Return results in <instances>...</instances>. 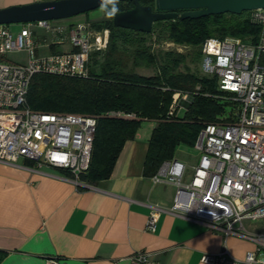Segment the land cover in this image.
<instances>
[{
    "label": "built area",
    "instance_id": "1",
    "mask_svg": "<svg viewBox=\"0 0 264 264\" xmlns=\"http://www.w3.org/2000/svg\"><path fill=\"white\" fill-rule=\"evenodd\" d=\"M251 12L260 25L255 41L211 36L201 45V71L215 76L218 89L227 94L223 97L236 103L234 120L208 122L199 130L193 144L199 157L188 180H184L185 163L176 158L164 160L152 175L154 183L171 182L176 189L171 204H150L147 230L156 229L161 212H170L256 244L241 258L227 248L203 253L200 261L205 264H264L258 257L264 251V228L253 231L245 225L264 226V8ZM37 28L46 34H38ZM108 36V28L96 30L84 21L73 26L59 19L28 21L16 32L9 24H0V161L22 157L48 164L68 171L79 183L90 163L96 117L33 110L26 104V95L37 72L87 76L90 52L105 50ZM65 42L70 49L35 52ZM19 51L27 52L25 62L6 59L9 52ZM178 96L174 95V102ZM128 259L131 264H162L144 250ZM45 264L63 262L48 257Z\"/></svg>",
    "mask_w": 264,
    "mask_h": 264
},
{
    "label": "crops",
    "instance_id": "2",
    "mask_svg": "<svg viewBox=\"0 0 264 264\" xmlns=\"http://www.w3.org/2000/svg\"><path fill=\"white\" fill-rule=\"evenodd\" d=\"M43 0H0V8ZM94 17L65 23L95 22ZM47 54L70 49L69 43L42 47ZM155 121L144 120L134 138L125 141L107 179L92 185L75 182L70 173L26 158L0 161V248L8 253L0 264H45L58 257L63 264H131L138 250L162 264H205L203 253L223 248L241 258L256 248L253 240L211 231L203 223L161 212L154 231L145 228L150 204H171L175 185L154 183L143 172ZM247 223L259 225L251 228ZM261 231V223L245 222Z\"/></svg>",
    "mask_w": 264,
    "mask_h": 264
},
{
    "label": "trees",
    "instance_id": "3",
    "mask_svg": "<svg viewBox=\"0 0 264 264\" xmlns=\"http://www.w3.org/2000/svg\"><path fill=\"white\" fill-rule=\"evenodd\" d=\"M132 6L131 1L118 3L119 11ZM90 26L108 28L109 36L105 50L90 52L87 76L37 72L26 95L33 110L96 117L90 163L80 176L83 182L96 185L110 176L125 141L134 138L144 120L155 121L144 161L147 176L173 158L178 145L192 146L205 123L234 120L236 103L223 97L227 94L218 89L216 77L192 70L188 61L200 65L202 42L211 36L255 41L260 25L251 11L157 20L150 32L115 26L108 17ZM162 44H174L176 49ZM183 94L191 99L187 106H179ZM7 253L0 248V263Z\"/></svg>",
    "mask_w": 264,
    "mask_h": 264
},
{
    "label": "water",
    "instance_id": "4",
    "mask_svg": "<svg viewBox=\"0 0 264 264\" xmlns=\"http://www.w3.org/2000/svg\"><path fill=\"white\" fill-rule=\"evenodd\" d=\"M131 1L133 6L112 17L115 26L150 32L157 20L198 18L209 14H240L264 8V0H153L152 4ZM102 6V0H43L0 8V24L64 19Z\"/></svg>",
    "mask_w": 264,
    "mask_h": 264
},
{
    "label": "rangeland",
    "instance_id": "5",
    "mask_svg": "<svg viewBox=\"0 0 264 264\" xmlns=\"http://www.w3.org/2000/svg\"><path fill=\"white\" fill-rule=\"evenodd\" d=\"M99 8H101V7H98L96 9L90 10L88 12H84V13H80V14L74 15V16L69 17V18H64V19H59V20L62 21V22L67 23V22H69L71 20H75V19H78V18L79 19H83V18H85L87 13L89 14V17H94V15L98 14ZM21 24L22 23H10L9 26L12 29V31L16 32L20 28ZM36 31H37L38 34H40L42 36L46 34V32L43 29H40V28H37ZM162 45L165 48L167 47V48L176 49V46L174 44H162ZM178 48L181 51L186 52V53L190 51L189 48L184 47V46H178ZM40 49H43V48L41 47ZM27 56H28L27 52H25V51L9 52L6 55V59L10 60V61L25 62L26 59H27ZM188 64H189L190 68H192V70H196V71L198 70L200 73H203L201 71V68L199 67L200 65L198 63L194 64V63L188 61ZM143 72L145 74L152 73V71L149 70V69H144ZM190 101H191V99L189 97H185V98L181 97L179 99L178 103H179V106H187V105H189ZM225 109H226V112H228V111H230L231 107L229 105H227L225 107ZM198 157H199L198 152L194 148L193 145L191 146V145H187V144H180V145H178L176 147L173 158L179 159V160H181L182 162L185 163L186 170H185L184 180H188L189 177L191 176V174L193 172V169H194V167L197 164ZM247 226L251 227V228L255 227L256 229L259 228V225L250 226V224H248V223H247ZM258 257H259L260 260L264 261V251L260 252L258 254Z\"/></svg>",
    "mask_w": 264,
    "mask_h": 264
},
{
    "label": "clouds",
    "instance_id": "6",
    "mask_svg": "<svg viewBox=\"0 0 264 264\" xmlns=\"http://www.w3.org/2000/svg\"><path fill=\"white\" fill-rule=\"evenodd\" d=\"M119 0H102V9L108 18L114 17L118 11Z\"/></svg>",
    "mask_w": 264,
    "mask_h": 264
},
{
    "label": "flooded vegetation",
    "instance_id": "7",
    "mask_svg": "<svg viewBox=\"0 0 264 264\" xmlns=\"http://www.w3.org/2000/svg\"><path fill=\"white\" fill-rule=\"evenodd\" d=\"M153 3V0H151V1H146V3H144V4H152Z\"/></svg>",
    "mask_w": 264,
    "mask_h": 264
}]
</instances>
